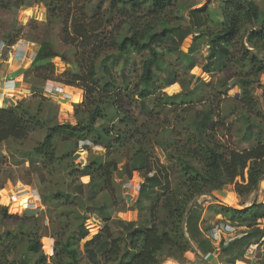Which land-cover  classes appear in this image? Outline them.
Returning a JSON list of instances; mask_svg holds the SVG:
<instances>
[{
    "label": "trees",
    "instance_id": "16d2710c",
    "mask_svg": "<svg viewBox=\"0 0 264 264\" xmlns=\"http://www.w3.org/2000/svg\"><path fill=\"white\" fill-rule=\"evenodd\" d=\"M46 1L54 15L62 10L64 0ZM177 2L114 0L108 13L93 16L88 26L75 17L72 33L91 49L76 60L74 70L61 74L55 75L52 63L60 55L53 52L49 41L40 42L23 72L30 75L24 80L34 94L46 81L82 89L83 100L74 105L76 122L59 123L51 116L42 117L40 105L32 111L30 104L21 99L13 106H0V143L23 140L32 131L44 129V138L26 153V160L39 172L38 179L45 181L46 175L56 169L71 182L77 176L90 179L85 189L78 183L69 191L48 189L40 195L41 204L55 215L50 220L55 226L52 254L43 251L45 234L40 231L38 217L9 214L8 203L4 204L0 209L1 223L7 219L16 223L0 231V264H79L81 254L89 264H163L167 260L182 264L185 253L193 246L204 255L214 250L205 237L211 226L201 227L200 204L191 203L227 186L242 201L236 208L219 204L217 213L246 230L240 238L219 244L222 264L241 260L246 246L264 237V223L259 221L264 220V203L251 204L256 184L264 177V111L254 86L259 85L264 73V24L256 27L260 8L255 0H219L220 17L213 19L205 7L183 4L178 7L181 14L176 19L187 10L189 24L181 28L170 25L167 19V11ZM115 13L124 17L115 31L96 39L89 36L90 32H99L103 24L110 26ZM8 37V44L13 45L16 39ZM166 43L169 49L182 45L183 51L177 52L181 60H186V69L194 66V53L205 46L198 82L206 75L231 73L229 82L226 77L219 80L220 91L216 92L228 95L234 87L239 89L238 95L232 97L236 104L226 109V116L220 117L219 103L209 104L194 111L187 120L181 116L180 123L186 122L183 131L166 134L157 118L158 111L193 103L196 95L194 88L172 95L161 91L178 82L170 70L164 82L155 80L152 66L161 67L157 47ZM136 53L140 59L134 56ZM260 88L264 94V86ZM234 113L242 126L229 144H223L216 133L223 129L229 132L226 118ZM55 141L63 144L60 153ZM81 141L105 151L80 166L71 155ZM154 146L165 151L172 164L170 171L153 165ZM117 151L127 156L121 166L109 158ZM152 170L154 173L148 175ZM114 172L128 178L135 172L142 174L139 196L131 208L138 212L137 220L112 215V209L118 207ZM101 192L107 193V199L98 202ZM70 216L73 226L69 224ZM31 254L36 255L32 262Z\"/></svg>",
    "mask_w": 264,
    "mask_h": 264
},
{
    "label": "rangeland",
    "instance_id": "374dc122",
    "mask_svg": "<svg viewBox=\"0 0 264 264\" xmlns=\"http://www.w3.org/2000/svg\"><path fill=\"white\" fill-rule=\"evenodd\" d=\"M112 1L114 0H64L61 2L62 10L57 11L58 15H54V12L49 10L46 0H0V63H4L1 62V59L4 60L7 55L11 54L14 50H17V45H24L27 51L25 54L23 52L22 55L28 59L30 57L31 59L33 51L35 52L38 50L40 42L42 40H46L51 43L53 52L60 55V59H52L55 75L61 74L64 71L74 70L76 60L86 56L84 55V52L90 51L91 47H84L81 43L82 41L72 33V20L77 17L79 22L83 23V25L87 24L88 26V24L93 20V16H102L103 14L108 13ZM218 1L219 0H178L176 5H174L170 11H167L169 24L174 26L179 25L181 28L188 26L189 19L186 16L187 10L182 13V17L180 19H176V16L181 14V12L178 11V7L183 4L192 6L193 8L205 7L206 13L209 14V17L219 19L220 11L217 6ZM255 1L261 12L256 22V27H259L261 24H264V0ZM125 8H128V6ZM206 13L203 11L202 14L205 15ZM123 20L124 17H122L119 13H115V19L112 23L113 25L111 24L109 26L107 24L108 26H105L103 24L100 26L101 33H99L100 31L97 33L89 31V36L96 39L104 36L103 34L105 32L109 34L110 32L115 31L116 27H119ZM108 34H106V36H108ZM7 37L16 39V42L13 45H9L7 42L9 39L6 40ZM96 42L97 44L95 43V47L99 44L98 41ZM168 45L169 44L166 43L164 46L160 45L157 47V50L160 51L161 67L159 68L155 65L152 66L155 80L161 84L164 82L165 74L170 70L175 72L179 85L173 84L171 86L164 87L161 91L166 95H172L179 93L182 90L194 88L196 95H194L193 103H188L186 105L180 104L178 106L172 105L171 107L166 106L158 111L156 114L157 118L159 123L166 128V134H170V132L172 133L173 130L183 131L182 126L186 122L180 123L181 116H184L187 120L194 111L201 109V107L208 106L209 104L216 106V104L218 105L219 103L217 111L219 112L220 117L226 116V109L236 104L232 97L236 93L238 95L239 89L234 87L229 91L228 95H218L216 92L220 91L217 87L219 86V80L226 77L229 82L231 73L229 71H224L220 74L206 75L201 78L202 80H200V82H198L196 79L199 74L198 66L204 62L205 46L201 47L198 52L194 53V57L196 59L194 66L191 69H186V60H181L179 53L177 52L178 50L183 51L182 45H180L179 48L172 47V49H169ZM111 51L108 53H112ZM134 56L137 59H140L141 55L136 53ZM30 64L31 60H25V63H23V69L25 68L26 70ZM21 75L23 80L25 77L29 78L30 76L24 75V73ZM24 82L26 81L24 80ZM258 84L259 85H254L255 94L258 97L260 105L264 111V94H262L263 89L260 88V86H264V73L260 75ZM23 86L26 87L27 85L23 84ZM73 88H76L81 92L80 101L78 102L69 101L57 93H46L47 97H45L42 94L44 92L42 88L39 89L36 94L31 92L30 89H28L30 93L25 95L18 94L16 91H11L9 93L11 95H6L9 96L11 100L9 101L2 98L4 102L2 103L0 99V104L13 106L18 100L25 99L26 102L30 104L32 111L40 105L42 117L51 116L59 123H74L76 122V117L74 116V105L82 102L84 92L78 87ZM222 90L223 89L221 88V91ZM197 94L200 96V100H197ZM66 96L70 97L68 94ZM66 102L69 103V108L65 107L64 103ZM226 124L229 128L228 133H226L224 129L217 131L216 133L218 140L223 144H229L232 137L237 134L236 132L239 131V128L242 126V122L237 119V113L228 115L226 118ZM44 136L45 130L39 129L32 131L23 140H8L0 143V209L4 206V204L8 203L7 212L9 214L37 216L40 223L39 225L41 226L40 231L45 234L43 236L44 244L42 243L44 246L43 251L46 254H52V244L54 245L55 242V226H51V221L55 219V215L53 212L47 210L46 207L41 204V201L39 202L33 197V191H36L37 195L40 197V195L42 193H46L48 189L63 190L68 188L69 191L72 190V187L78 183H81L85 189L88 188L90 178L88 176H77L71 182L70 178L64 177V173H61L56 169L52 174L46 175L45 181L38 179L39 172L37 173L35 168L32 167L29 164V161L26 160V153L30 151L39 141H41ZM180 137L182 138L183 134L180 135ZM84 145H87L88 147L85 149ZM62 147L63 144L57 142L58 153H60ZM76 149L77 150L71 155V158L74 163L79 164L80 166L86 165L95 155L103 154L105 151L99 146H92L88 141L79 142ZM151 157L153 165L156 168L163 166L166 168V171H170L172 164L166 157L165 151H163L159 146H154ZM109 158H114L119 163V166H121L127 156L126 154L121 153V151H117L110 155ZM139 176L140 181L136 172L131 178H128L127 176L118 177V172L113 173V180L116 183L115 195L118 204V207L112 209L113 216L119 218V214L122 211L120 208H125V210L131 209L135 204L139 196L138 188L143 180L141 173ZM18 189H26V192L16 196L15 194ZM216 193L217 192H213L211 197H201L199 201H197L201 208L200 224L202 228L206 226L210 227L219 220V217H217V212L218 210L220 211L219 203L216 202L215 198H213V195ZM259 195L260 192H258V196ZM106 199V192H101L97 196L98 202H103ZM241 201L242 200L238 197L236 205H239ZM127 216L129 217V213ZM222 217L225 216L222 215ZM70 218L71 220L69 224L73 226L74 220L72 216H70ZM15 223L16 220L13 219H7L3 224L0 221V231L4 227L12 228ZM87 238H89V236ZM82 243L79 246L81 251L83 250ZM35 257L36 255L31 254L30 261L32 262ZM219 259L221 261L223 260L221 255L219 256ZM79 264H89L83 254H81Z\"/></svg>",
    "mask_w": 264,
    "mask_h": 264
},
{
    "label": "crops",
    "instance_id": "0c3cea01",
    "mask_svg": "<svg viewBox=\"0 0 264 264\" xmlns=\"http://www.w3.org/2000/svg\"><path fill=\"white\" fill-rule=\"evenodd\" d=\"M25 51H26V47L24 45H21V46L17 45V50H14L11 54L7 55L4 60L1 59V62H4V63H0L1 64V67H0L1 68L0 69V99H1L2 103L4 102L2 100V98L3 99L5 98L9 101L11 100V98L9 96H6V95H11V94H5L6 91H16L18 94H21V95L22 94L25 95V94L30 93V91L28 90V89H30V85L27 84L26 82H24L21 74L25 70V68L23 69V67H24L23 63H25V60H27V61L31 60V62H32V59L34 58V55H35L37 50L35 52L33 51V55L31 57V59H30V57L28 59L24 55H22L23 52H25ZM204 55H205V53H204ZM201 65L198 66L199 70H200ZM21 69H23V70H21ZM177 83L178 82H176L174 84L179 85V83L178 84ZM23 84L27 85V86L24 87ZM66 87H68V86L58 85L57 83H55L53 81H46L45 84L42 86L43 91H44L42 94L45 97H47L46 93L47 94L48 93H54V94L57 93V94H60L61 97L66 98L69 101H72L70 97H67L65 95V88ZM2 105L3 104H0V106H2ZM64 105L69 106V103L66 102V103H64ZM70 123L74 124L75 122L74 123L70 122ZM139 174H140L139 172H136V175H138V179L140 181ZM142 182H143V180H142ZM258 192H260V195L258 196V193H257L256 201L259 203L260 202L264 203V177L259 181ZM206 197H211V195L206 196ZM213 198L216 199V202H218L219 204H222L224 206L231 207V208L238 207V205H236V202H238V196L233 192V190L230 186H227L225 188V190H223V191H218L215 195H213ZM38 201L40 202V200H38ZM128 213L130 214L129 217L127 216ZM119 215H120L119 218L126 220V221H134V220H137V218H138V212L136 210H133V209H126L124 211H121V213ZM217 217H219V220L216 222L230 221L226 217H222L221 213H218ZM259 221L264 223V220H259ZM214 224H212V225H214ZM238 226H240V225H238ZM242 227H244V226H240L239 229L246 230V228H242ZM261 239H263V242L260 244V246H258L255 257L252 260H250V262H248V259L246 257H243L241 260H238L237 263H239V264H264V248H263L264 247V237ZM52 247H53V244H52ZM219 256H220L219 246L214 245V250L211 253H207L206 255H204L202 252H200V250L198 248L193 246L192 250L187 251L185 253L186 261L182 264H222V261L219 259ZM163 264H180V263H175V262H171V261L167 260Z\"/></svg>",
    "mask_w": 264,
    "mask_h": 264
},
{
    "label": "built area",
    "instance_id": "2783aa9c",
    "mask_svg": "<svg viewBox=\"0 0 264 264\" xmlns=\"http://www.w3.org/2000/svg\"><path fill=\"white\" fill-rule=\"evenodd\" d=\"M154 171H150L148 175H152ZM33 197L37 200H40L39 196L37 195L36 191H33ZM240 226L237 224L231 223L230 221H219L212 225L208 230L205 232V237L216 246L219 244H227L228 242L232 241L233 239L240 238L243 236L245 230L239 229ZM245 228V227H242ZM261 239L260 242H262ZM260 242H251L245 248L244 257L248 259V262L252 260L257 252L258 246H260ZM247 262V263H248ZM234 264H239L237 261Z\"/></svg>",
    "mask_w": 264,
    "mask_h": 264
},
{
    "label": "bare ground",
    "instance_id": "6f19581e",
    "mask_svg": "<svg viewBox=\"0 0 264 264\" xmlns=\"http://www.w3.org/2000/svg\"><path fill=\"white\" fill-rule=\"evenodd\" d=\"M35 49V48H34ZM27 51V50H26ZM25 51V52H26ZM32 51V50H31ZM25 52H24V54H25ZM10 90V89H9ZM11 91H6V93L7 94H9ZM69 95L70 96V98H71V100L72 101H74V102H78V101H80V96H81V92L78 90V89H76V88H73V87H66L65 88V95ZM65 107H68V106H66L65 105ZM69 108V107H68ZM26 192V189H18L17 191H16V196L17 195H21V194H24ZM134 196V195H133Z\"/></svg>",
    "mask_w": 264,
    "mask_h": 264
},
{
    "label": "water",
    "instance_id": "95a60500",
    "mask_svg": "<svg viewBox=\"0 0 264 264\" xmlns=\"http://www.w3.org/2000/svg\"><path fill=\"white\" fill-rule=\"evenodd\" d=\"M259 181H260V180H259ZM259 181H258L257 184H256V188H255V190H254V200L252 201L251 204H253V203L256 201L257 193H258V189H259ZM206 196H210V195H206ZM201 197H204V196H199V197H197L196 199H194L193 202L191 203V205H193L195 202L199 201V199H200ZM251 204H250V205H251ZM188 212H189V210H187V213H188Z\"/></svg>",
    "mask_w": 264,
    "mask_h": 264
}]
</instances>
